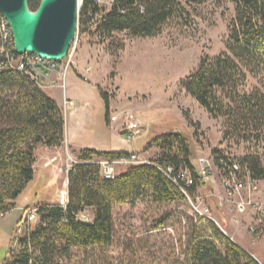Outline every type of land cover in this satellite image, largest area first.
<instances>
[{
  "label": "trees",
  "instance_id": "1",
  "mask_svg": "<svg viewBox=\"0 0 264 264\" xmlns=\"http://www.w3.org/2000/svg\"><path fill=\"white\" fill-rule=\"evenodd\" d=\"M208 1L112 0L107 10L96 0H84L79 13L80 32H88L100 43L112 40L110 47L118 50L122 46L114 40L116 34L156 37L172 22L187 23L190 9ZM211 1L217 6L225 1L234 5L226 50L216 57L204 56L181 82V88L212 117L224 120V141L260 144L264 141V0ZM38 6L37 0L30 3L32 10ZM93 25H96L94 30ZM3 62L0 54V66ZM251 76L259 79L261 87L246 89ZM102 96L109 123L110 103L106 94ZM65 142L64 110L29 76L3 68L0 72V219L16 207L15 201L34 180L38 148H64ZM152 148H158L161 153L156 160L128 165L117 174L113 172L111 178H106L101 162L131 160L133 153L72 150L80 163L69 172V204L36 206L37 224L32 227V222L25 221L23 234L12 238L13 247L2 264H69L74 249L112 245L117 206L188 205L189 197L196 200L208 183L194 167L190 140L178 131H171L150 140L145 151ZM215 153L216 166L223 175L236 176L240 181L248 177L264 181V166L257 154L231 160L218 150ZM235 162L240 166L239 171L233 168ZM184 171L193 180L191 186L179 178ZM88 209L93 210L91 221L81 217ZM168 219L169 215L155 229ZM18 224H22L21 220ZM190 224L186 264H261L210 218L195 213Z\"/></svg>",
  "mask_w": 264,
  "mask_h": 264
},
{
  "label": "rangeland",
  "instance_id": "2",
  "mask_svg": "<svg viewBox=\"0 0 264 264\" xmlns=\"http://www.w3.org/2000/svg\"><path fill=\"white\" fill-rule=\"evenodd\" d=\"M98 1L102 8L110 9L112 0ZM189 13L187 23L172 22L156 37L116 34L114 40L122 46L118 50L110 47L112 40L100 43L88 32H79L74 65L67 76V95L73 100L64 96V105L66 100L73 105L67 104L69 109L64 112L70 135L81 129L77 137L93 147L103 143V147L112 152L136 153V159L142 163L154 161L161 154L158 148L145 151L150 140L178 131L191 142L196 169L200 159L210 161L212 179L205 190H200L196 200L189 197L188 205L117 206L112 245L74 249L69 264H186L190 223L195 213L215 221L264 264V211L261 213L256 207L257 203L264 204V181L257 183L254 192L244 187L230 195L215 162L218 156L215 150H218L231 160L257 154L264 166V141L260 144L224 141V120L212 117L181 88V82L199 66L204 56L216 57L226 50L234 5L225 1L217 6L209 0L194 6ZM88 69L91 71L87 72ZM254 87L261 86L259 79L251 76L246 89ZM43 90L49 96L63 99L61 89ZM103 94L108 96L110 115H121L123 119L131 115L142 124L141 132L134 139L124 129L123 122L109 121L110 125L125 132L112 133ZM75 161H78L77 156L66 145L56 150L38 148L34 180L15 201L16 207L0 219V264L13 247L12 238L23 234L28 214L38 205L60 199L66 189L67 169ZM128 165L115 163L110 166L117 174ZM243 200L250 204L242 212L237 204ZM256 213L261 215L262 222L256 223ZM93 215L91 209L84 214L89 221L93 220ZM168 215L170 219L155 229ZM20 220L21 225L18 224ZM37 222L36 216L32 227ZM253 229L261 237H255Z\"/></svg>",
  "mask_w": 264,
  "mask_h": 264
},
{
  "label": "built area",
  "instance_id": "3",
  "mask_svg": "<svg viewBox=\"0 0 264 264\" xmlns=\"http://www.w3.org/2000/svg\"><path fill=\"white\" fill-rule=\"evenodd\" d=\"M96 2L99 5H101V3L98 0H96ZM95 28L96 25H93L92 29L94 30ZM79 32H80V26L78 27V35ZM0 35H1V43H2V45L0 46V54L4 58V62L0 66V72L3 70V68H10L12 70H17L29 76L42 89L60 88L63 91H65L68 72L73 67L75 61L74 57L76 53L78 37L74 45L70 49L68 56L61 62H55V61L41 59L40 57L31 54L17 55L14 50V41H13V35L10 25L1 14H0ZM90 71L91 69L87 70V72ZM67 104L73 105V102L66 100L65 106H68ZM120 116L121 115L111 114L110 115L111 123L118 124L123 122L124 129H126L129 136L132 139H134L141 132L143 127L142 124L139 121L135 120L134 116L128 115L124 119L120 118ZM78 163L80 162L75 161L72 167L67 169L68 175L71 169L73 168V166ZM115 163H122V164L126 163L131 165V164L141 163V161H138L136 157H133L131 160L122 158L116 162H101V164L104 166V172L106 178L112 177L113 172L111 166ZM233 168L236 171L240 170V166L238 165L237 162L234 163ZM196 170L199 173L201 179L205 183H209L211 181L212 179L211 163L208 159H200L199 166ZM171 172L172 169H169L170 174ZM219 172L221 173V176L224 179L223 184L230 195H233L238 190L244 189V187L250 192H254L257 190V183L260 182V181H253L249 177L244 181H240L236 176H232L231 178L223 175L221 171ZM179 178H182L183 180L187 181V186H191L193 184V180L188 172L185 171L182 172ZM172 180L174 181V183L178 182L176 178ZM65 188L66 189L62 192L61 197L59 199V204L63 207H67V205L69 204V191H68L69 179H67ZM181 189L188 196L186 190L183 188ZM221 204H223V202H221ZM249 204L250 202H244L243 200L239 202L237 206L239 210L243 212L246 209V206ZM256 207H257V211L263 213L264 211L263 203H257ZM36 216H37L36 210H33L28 214L27 220L29 222H33ZM82 217L84 218L83 220L89 221L87 216L82 215ZM252 232L254 233L255 237L257 238L261 237V234H257L254 229L252 230Z\"/></svg>",
  "mask_w": 264,
  "mask_h": 264
},
{
  "label": "water",
  "instance_id": "4",
  "mask_svg": "<svg viewBox=\"0 0 264 264\" xmlns=\"http://www.w3.org/2000/svg\"><path fill=\"white\" fill-rule=\"evenodd\" d=\"M0 0V14L10 25L17 55L31 54L61 62L78 37L84 0Z\"/></svg>",
  "mask_w": 264,
  "mask_h": 264
},
{
  "label": "crops",
  "instance_id": "5",
  "mask_svg": "<svg viewBox=\"0 0 264 264\" xmlns=\"http://www.w3.org/2000/svg\"><path fill=\"white\" fill-rule=\"evenodd\" d=\"M55 89H60V88H55ZM64 96H66L70 100H73V99L69 98L68 95H67V82H66V89H65V91L63 92V90H62V97H63L62 100L61 99H58L57 97L50 96L51 98H53L57 102V104L64 111H66L67 109H69V107L64 105ZM74 106H75V101H74ZM73 111L74 110H72V112ZM64 114H65V112H64ZM108 126H109L110 130L112 131V133H115V134H118V133L125 134V132H121L120 129L118 127H116L114 124L110 125L108 123ZM79 132H82V130L81 129H79V130L77 129V130H75V133H72V135H70L69 128H68V126L66 124V142H65V145L69 148V150H80V149L88 148V149H95V150L103 151V152H112V151H110V149H108L106 147H103L104 146L103 143H100L98 145L99 147H96V146L93 147V145H90V144L86 143V140L85 139L83 140L80 137H77V136H79ZM122 141L124 142L125 140H122ZM127 144H129V143L127 142ZM48 149L50 150V148H48ZM51 150H53V149H51ZM54 150H56V149H54ZM135 154H134V157H136ZM58 203H59V199H57L56 201L51 202L50 204H58ZM256 214H257L256 223L262 222V219H260L261 218V215L258 214V213H256Z\"/></svg>",
  "mask_w": 264,
  "mask_h": 264
}]
</instances>
